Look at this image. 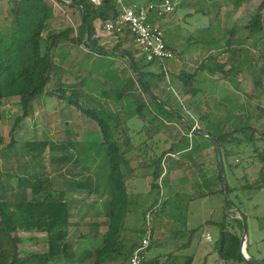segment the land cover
Masks as SVG:
<instances>
[{
  "label": "trees",
  "instance_id": "obj_1",
  "mask_svg": "<svg viewBox=\"0 0 264 264\" xmlns=\"http://www.w3.org/2000/svg\"><path fill=\"white\" fill-rule=\"evenodd\" d=\"M54 1L80 13L81 25L77 29L76 37H71L76 30L69 28L50 36L47 40L43 39L48 23L55 13L54 6L47 0H9L8 13L0 11V115L2 101L7 99H19L23 111L22 116L15 120L9 144L0 154L5 158L14 159L16 164L15 172L11 174V178L15 179L14 183L5 184L0 179V264H85L91 258H94L92 264H116L117 260H123V264H129L134 250L142 239V234L145 233L148 217L153 212L156 211L151 223L153 233L159 216H163L162 221L164 219L170 221L163 227L174 229L177 222L172 224L171 220H174L175 215L184 213L191 201L203 198L204 195L192 196L187 201L175 202V205L171 207L168 200L160 204L163 193L160 180L166 156L171 152L183 151L186 157L195 162L192 168H200L202 165L200 158L205 147L196 140L191 144L187 141L182 147L172 144L168 152H163L159 156L156 153V156L147 158L150 150L156 152L158 146H150L148 139L135 145L136 139L143 135L142 130L135 131L136 121L152 125L153 120L158 118L165 125L169 121H179L178 116H180L184 120L181 122L183 126L192 131L195 138H205L214 147L215 144L210 138L205 137L201 132L215 138L221 147L225 162L226 182L227 169L238 182L234 187L227 182L230 195L228 209L238 210L248 224L249 219L243 207L244 203L245 201L251 202L255 193L264 190V124L261 128L256 127L253 124L254 116L245 113L234 114L235 112L229 111L231 114L227 118H219L218 109L226 107H223L220 101L211 100L210 97L205 96L204 91L197 85V74L173 76L172 84L183 97L189 98L185 104L172 98L171 93L162 94L163 97L158 96L156 90H160L159 85L165 82L169 71L165 64L162 65L158 75L149 71L155 63L147 62L143 58L138 59L133 54L135 46L132 44L127 47L133 42V38L128 34L120 37L117 44L110 50L123 51L130 55L135 69L122 56L99 55L89 51L96 57L93 63L94 68L89 76L81 77L79 83L73 86L57 81L50 88L54 73L52 52L61 41L84 47L83 42L88 33L91 44L102 50H109L108 46L102 45L97 37L96 25L98 22L104 24L121 14L118 0H100L98 4L92 0ZM158 1L148 0L145 3ZM194 1L182 0L178 9L191 7V2ZM200 1L206 3L207 0ZM66 2L80 4L84 17L80 9ZM242 3L243 0H237L236 7L240 8ZM261 9H264V1ZM196 11L203 15L211 12L205 8ZM198 32L203 33V29L197 30ZM263 42L264 19L256 13H249L245 23H239L231 30L226 29L219 38L195 40L193 44L205 43V48L210 53L219 50L220 54L230 53L231 57L238 59V62H234L228 70H226L227 63H217L214 67L206 66L210 72L221 73L225 79H230L232 75L243 74L249 68L254 74L255 84L261 86L264 83V68H259L258 60H252L247 54L245 58H242V54L247 51L237 45L243 43L257 48ZM166 43L176 55L175 48L167 40ZM213 57V55L210 56V58ZM119 58L128 62L134 77L130 76L126 79L121 77L114 67ZM259 61H264V56H261ZM200 69L204 70L205 67L200 66ZM94 75L103 79L105 86L103 91H99V88L92 83L91 77ZM135 86H138V90ZM45 96L58 99L96 123L102 141L98 144L99 147L97 144L91 146L96 147L97 155L104 153L102 163L109 174L108 189L101 192L99 181L93 177L84 176L83 172H89L92 165L78 158L79 144L75 140L65 142L35 140L28 141L19 147L14 137L16 129L31 114L33 103ZM203 106H206L207 111ZM256 109L264 114V108L261 106H257ZM195 117L206 126L204 130H192L196 121ZM1 144H3L2 139H0ZM142 145L145 146L144 149ZM249 147L253 149L254 156L252 157L255 161L263 165L259 178L254 182L249 180L248 174L245 173L242 178H238L233 171L234 168L242 165L241 163L238 165L229 163L231 158L244 161V158L242 160L241 158ZM137 149H142L143 156L133 155ZM83 150L81 157L86 156L85 152L90 149ZM47 151L52 153L48 160L45 158ZM139 158L143 160L138 163L137 167H133L132 163ZM253 161L250 162L251 165ZM71 164L83 166H81L80 174L73 171L69 175L76 178L82 177L73 180L66 187L56 185L55 178L66 177V175L61 172L56 174L50 170L49 166L51 165V168L56 166L58 171L59 168ZM141 170L146 172L144 177L151 179V186L145 195H151L155 191L156 193L147 208L137 204L136 209L132 210L131 186L138 171ZM218 170V180L222 186L219 193L224 195L219 164ZM193 175L194 182L199 183V177L195 178V174ZM85 193L90 196L100 194L101 198L106 197L103 201L105 211L98 212L90 218V214L83 211L87 206V198H75L76 195ZM242 194L247 196L246 200ZM96 204L97 201H94L91 205ZM180 204L187 208L177 213ZM237 215L239 217L234 222L239 232L235 228L234 230L229 229L228 226L232 220L227 213L220 223L208 222L220 226L217 249L219 259L226 263L252 264L244 258L241 252V237L244 229L240 215ZM84 223L93 229L91 232L94 238L87 240L86 236L80 235L82 238L74 242L71 239L72 228L79 229ZM124 232L137 234V237L128 239L130 245L125 243ZM193 232L191 231L190 240L193 238ZM248 232L247 225V238ZM21 233L45 237L43 241L45 251L28 252L24 250L22 245L25 241ZM189 247L190 242L181 246L180 249L184 250ZM249 250L250 244L247 241V254L250 255ZM83 252L87 253L85 258ZM151 253L152 247L146 251L144 264H193L194 262L193 256H181L171 252L167 257L155 256L153 258ZM262 262L264 263V258Z\"/></svg>",
  "mask_w": 264,
  "mask_h": 264
},
{
  "label": "rangeland",
  "instance_id": "obj_2",
  "mask_svg": "<svg viewBox=\"0 0 264 264\" xmlns=\"http://www.w3.org/2000/svg\"><path fill=\"white\" fill-rule=\"evenodd\" d=\"M8 1L0 0V11H7L8 13ZM47 1L54 6L55 13L48 23L43 39L47 40L50 36L61 33L69 28L76 30V33L71 35L72 38L76 37L77 29L81 25L80 13L70 9L68 6L59 5L54 0ZM119 1L123 5L129 6L132 4H143L148 0ZM177 1L181 2L182 0ZM263 1L243 0L241 7L237 8V0H207L206 3L195 0L191 2V7L177 8L178 10L174 14L162 20L166 40L175 48L177 54L175 60L165 63L169 74L165 82L159 85L160 90H156V94L163 97L162 94L171 93L173 94L172 98H176L179 102L185 104L189 98L183 97L176 86L172 84L173 76L197 74V85L204 91L205 96L210 97L211 100L216 99L220 101L223 107H226L218 109L217 115L219 118H227L231 114L230 112H235L234 114H252L254 116L253 124L261 128L264 124V114L260 113L256 107L261 106L264 108V83L261 86H257L254 82V74L249 68L243 74L232 75L230 79H225L221 73L210 72L206 66L214 67L217 63H227L226 70H228L234 65V62H238V59L231 57L230 53L220 54L219 50L210 53L205 48V43L193 44V42L195 40H209L214 37L219 38L226 29L231 30L235 25L245 23L249 13H256L264 19V9H261ZM203 8L209 9L211 12L203 15V13L196 11ZM199 29H203V33H197ZM113 46L109 45L108 49L110 50ZM237 46H242L247 51L242 54V58H245L247 54L251 56L252 60H258L259 68H264V61H259L260 57L264 56V42L257 48L249 47L243 43ZM133 54L140 59L136 48ZM211 55L214 57L210 58ZM52 59L54 62V73L53 83L50 88L57 81H62L67 86H73L79 83L81 77L89 76L90 71L94 68L93 63L96 57L89 53V50L86 48L78 47L62 40L60 45L53 50ZM200 66L205 67V69L201 70ZM114 67L123 79L129 78L130 76L134 77L128 62L123 58L117 59ZM161 68V63H155L149 71L158 75L161 72ZM91 81L99 88V91H103L105 88L103 79L98 75L91 77ZM135 88L138 90V86H135ZM146 99L149 101L148 97ZM203 108L207 111L206 106H203ZM22 114L23 111L19 99L2 101L0 139L3 140V144L0 145V154L4 152L5 147L10 142L11 130L16 118L22 116ZM259 116L261 117L259 118ZM195 120L193 131L196 129L204 130L206 128L197 117H195ZM134 129L135 131L142 130L143 133L142 137L136 139V146L147 139L150 146H158L156 152L150 150L147 158L153 155L156 156V153L159 156L163 152H168L172 144H177L178 147H182L187 141L191 144L195 143L196 140V142H200L205 147H203L204 150L200 158V162L202 161L200 168H192L195 162L191 158L186 157V153L183 151L171 152L166 156V161L163 165V175L160 180V184L163 187L160 204L168 200L171 207L175 205V202L187 201L192 196L204 195V197L191 201L187 210L185 205L180 204L178 206L177 213L181 210L186 211L181 214H176L174 220H171L172 224L173 222H177L174 229H171V227H163L169 220L164 219L162 221L161 218L163 216L158 217L152 238L151 257H167L169 253L173 252L176 255L193 256V264H240L226 263L219 259L217 249L220 237V226L215 223H208L209 221L222 222L225 213H227L232 220L228 226L229 229L234 230L235 228L237 232L240 231L234 222L239 216L234 212V209L231 210L233 212L228 213L226 211L224 206L225 197L219 193L222 188L218 180L219 159L217 158V151L212 143L205 138H195L192 131L186 129L180 120L169 121L165 125L158 118L153 120L152 125H146L141 121H136ZM14 137L19 147H22L28 141L35 140L55 142L75 140L79 144L78 158L88 162L90 166L92 165V169L89 172H83L84 176L93 177L99 181L101 192L109 188V174L107 168L102 163L104 153L101 152L97 155L96 147L91 146L92 144H97L99 147L98 144L102 141L100 130L94 121L75 110V108L69 107L56 98L47 96L40 97L33 103L31 114L16 129ZM144 148L145 146L142 145V149ZM83 149L90 150L85 152L86 156L81 157V154L84 153ZM142 149H137L133 155L143 156ZM247 150L241 158V160L244 158V161L231 158L229 163L233 165L241 163L242 165L234 168L233 171L237 174L238 178H242L245 173L248 174L249 180L254 182L259 178V172L264 164L262 165L259 161H255V158L252 157L254 156L252 147H249ZM51 154V151H47L45 155L46 160L50 158ZM87 155L92 158H89ZM142 160V158H139L132 163V166L137 167L138 163ZM252 160L254 161L251 165L250 162ZM223 163L225 167V162L223 161ZM81 166L83 165L71 164L59 168L58 171L56 166H52L51 168L50 165L49 167L56 174L57 172H61L66 175V177H57L54 180L56 185L66 187L73 180L82 177L79 176L76 178L69 175L73 171L80 174L82 171ZM245 167L246 169H244ZM15 168L16 164L14 159L0 156V179L3 183L15 182V179L11 178V174L15 172ZM145 173L144 170L138 171L133 180L130 191L133 194L132 210L136 209L137 204L138 206L141 205V207L144 206L147 208L156 193L155 191L151 195H145L151 186V179L144 177ZM193 174H195V178L196 176L199 177V183L194 182ZM227 174L228 184L234 187L238 182H236L229 169H227ZM100 196V194L90 196L85 193L76 195L75 198H87V206L83 211H87L91 218V216L97 215L98 212L105 211L103 201L106 197L101 198ZM242 196L246 200L247 196L243 194ZM94 201H97V204L91 205ZM243 207L249 219L247 224L249 231L247 241L250 244L249 253L251 258L262 262L264 258V190L255 193L251 202L247 203L245 201ZM91 230L93 229L86 223L81 224L79 229L72 228L71 239L76 242L82 238L80 235L86 236L87 240L93 239ZM191 231H194V235L190 240ZM207 234L211 236V242L206 239ZM20 235L25 241V244L22 245L24 250L28 252L45 251L43 246L45 237L42 235H29L24 233ZM123 235H125V243L127 245L131 244L130 240H128L129 238L137 237L135 232H124ZM189 242V248L184 250L180 249L181 246L187 245ZM86 254L83 252L84 258ZM250 255L248 254V256ZM93 261L94 258H91L85 264H92ZM116 264H123V260H117Z\"/></svg>",
  "mask_w": 264,
  "mask_h": 264
},
{
  "label": "built area",
  "instance_id": "obj_3",
  "mask_svg": "<svg viewBox=\"0 0 264 264\" xmlns=\"http://www.w3.org/2000/svg\"><path fill=\"white\" fill-rule=\"evenodd\" d=\"M99 3L100 0H92ZM121 14L104 24L99 23L97 27V37L104 46L116 45L119 38L128 34L133 38L132 44L138 51V56L147 62L161 63L175 60L176 55L167 47L166 35L158 24L159 19H164L174 14L180 4L177 0H159L158 2L132 4L125 6L121 1ZM156 215V211L148 217L145 233L138 247L134 250L129 264H144L146 251L152 247L154 233L151 223ZM208 241H212L209 234L206 235Z\"/></svg>",
  "mask_w": 264,
  "mask_h": 264
},
{
  "label": "water",
  "instance_id": "obj_4",
  "mask_svg": "<svg viewBox=\"0 0 264 264\" xmlns=\"http://www.w3.org/2000/svg\"><path fill=\"white\" fill-rule=\"evenodd\" d=\"M66 4L72 6V7H75V8H78L81 10V13L84 17V12H83V9H82V6L80 4H77V3H69V2H66ZM83 46L84 48H86L87 50L89 51H92L96 54H99V55H118V56H122L124 58H126L129 63L131 64V66L135 69V65L133 63V60H132V57L130 55H128L126 52H123V51H113V50H102L100 48H97L96 46H94L93 44L90 43V40H89V34L87 33L86 35V38L83 42ZM179 120H181V122H183V118L178 116ZM193 130V128H192ZM201 132V131H200ZM205 137L207 138H210V140L215 144V148L217 150V155H218V159H219V169H220V173H221V178H222V182H223V189H224V197H225V201H224V206H225V209L226 211L229 213V212H233L231 210L228 209V203H229V189H228V184L226 182V177H225V170H224V163H223V157H222V151H221V147L220 145L218 144V142L215 140V138H213L212 136H210L209 134L207 133H204V132H201ZM235 213L239 214L240 215V218L243 222V235L241 237V252L244 256V258L246 260H248L250 263L252 264H264L262 262H259L257 260H255L254 258H251L250 256H248L247 254V222L246 220L244 219V217L241 215V213L238 211V210H234Z\"/></svg>",
  "mask_w": 264,
  "mask_h": 264
},
{
  "label": "crops",
  "instance_id": "obj_5",
  "mask_svg": "<svg viewBox=\"0 0 264 264\" xmlns=\"http://www.w3.org/2000/svg\"><path fill=\"white\" fill-rule=\"evenodd\" d=\"M165 19V18H164ZM164 19H159L158 20V24L161 26V28L163 29V27H162V20H164ZM97 27L99 26V22L97 23V25H96ZM164 30V29H163ZM129 45H131L132 46V42L129 44ZM129 45H127V47L129 46Z\"/></svg>",
  "mask_w": 264,
  "mask_h": 264
}]
</instances>
